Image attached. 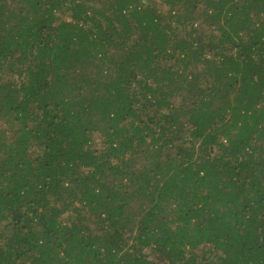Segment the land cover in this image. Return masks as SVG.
Instances as JSON below:
<instances>
[{
    "label": "trees",
    "instance_id": "1",
    "mask_svg": "<svg viewBox=\"0 0 264 264\" xmlns=\"http://www.w3.org/2000/svg\"><path fill=\"white\" fill-rule=\"evenodd\" d=\"M0 264H264V0H0Z\"/></svg>",
    "mask_w": 264,
    "mask_h": 264
}]
</instances>
